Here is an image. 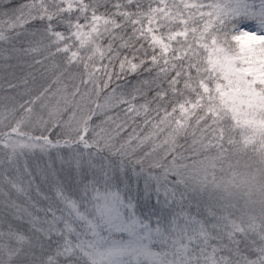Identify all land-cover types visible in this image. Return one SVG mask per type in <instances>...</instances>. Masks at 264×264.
<instances>
[{"label":"snow or ice","instance_id":"1","mask_svg":"<svg viewBox=\"0 0 264 264\" xmlns=\"http://www.w3.org/2000/svg\"><path fill=\"white\" fill-rule=\"evenodd\" d=\"M0 91V264H264V0H0Z\"/></svg>","mask_w":264,"mask_h":264},{"label":"trees","instance_id":"2","mask_svg":"<svg viewBox=\"0 0 264 264\" xmlns=\"http://www.w3.org/2000/svg\"><path fill=\"white\" fill-rule=\"evenodd\" d=\"M29 71H31V70L30 69H26V68L23 71L16 70V75L17 76H22V75L26 74ZM33 76H35V84H32L31 81H30V85H29L30 87L39 88L41 85L45 84V81H44V79L41 78L39 72H33ZM49 80H50V78H49ZM54 87H55V85H54ZM4 95H6V93L0 91V97H3ZM4 102L5 101L0 99V103H4Z\"/></svg>","mask_w":264,"mask_h":264}]
</instances>
